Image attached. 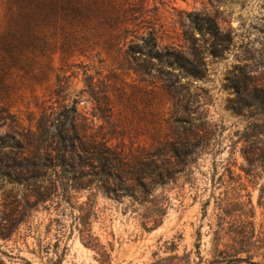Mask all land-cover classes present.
<instances>
[{
	"label": "trees",
	"instance_id": "1",
	"mask_svg": "<svg viewBox=\"0 0 264 264\" xmlns=\"http://www.w3.org/2000/svg\"><path fill=\"white\" fill-rule=\"evenodd\" d=\"M152 11L145 0H0V130L6 129L0 131V179L23 188L0 217V238L9 237L12 229L4 234L5 227L26 209L70 203L81 191L144 198L175 180L208 144L210 130L198 123L188 90L206 75V56L229 49L231 33L191 13L177 42ZM259 66L235 65L226 87L233 94L229 109L250 112L262 135ZM76 70L83 75L80 93L102 122L97 128L79 118L68 92ZM131 76L137 81L130 85ZM243 252L225 256L231 264H257L237 257Z\"/></svg>",
	"mask_w": 264,
	"mask_h": 264
},
{
	"label": "rangeland",
	"instance_id": "2",
	"mask_svg": "<svg viewBox=\"0 0 264 264\" xmlns=\"http://www.w3.org/2000/svg\"><path fill=\"white\" fill-rule=\"evenodd\" d=\"M145 2L169 39L188 29L191 13L207 15L231 33L229 49L222 57L207 55L206 75L188 90L198 123L210 130L208 144L175 180L144 198L81 191L70 203L26 209L3 231L12 229L8 238H0V264H231L225 255L233 251H247L237 257L264 264V134H257L250 112L236 115L229 109L233 94L226 87L235 65L262 63L258 71L264 69V0ZM104 67L107 75L109 66ZM77 71L68 92L77 99L79 118L97 128L102 122L80 93L84 82ZM133 135L142 140L145 134ZM22 193L21 186L0 179V217Z\"/></svg>",
	"mask_w": 264,
	"mask_h": 264
}]
</instances>
